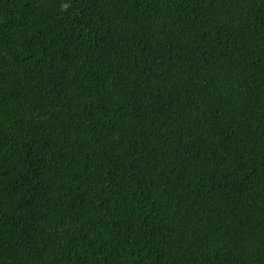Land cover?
<instances>
[{
	"label": "trees",
	"instance_id": "1",
	"mask_svg": "<svg viewBox=\"0 0 264 264\" xmlns=\"http://www.w3.org/2000/svg\"><path fill=\"white\" fill-rule=\"evenodd\" d=\"M0 264H264V0H0Z\"/></svg>",
	"mask_w": 264,
	"mask_h": 264
}]
</instances>
